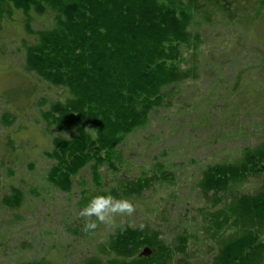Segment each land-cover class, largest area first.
Returning <instances> with one entry per match:
<instances>
[{"label": "rangeland", "instance_id": "1", "mask_svg": "<svg viewBox=\"0 0 264 264\" xmlns=\"http://www.w3.org/2000/svg\"><path fill=\"white\" fill-rule=\"evenodd\" d=\"M254 1L238 0L243 13L232 21L218 13L209 17L211 23L196 17L199 46L182 50L186 62L191 52L201 59L198 77L171 87V104L156 108L145 126L126 137L116 171L99 165L97 181L86 166L72 177L69 191L48 182L51 160L45 151L52 137L73 132L46 127L39 114L51 101L63 100L65 89L25 68V46L34 38L25 31L22 14L0 20V264H37L39 259L44 264H81L123 224L157 228L168 242L180 232L197 230L203 212L211 210L199 192L202 171L236 161L263 134L264 0ZM52 20L49 14L35 15L32 28H48ZM258 98L263 102H256ZM142 175L151 179V187L125 197L120 182ZM18 187L24 200L19 208L7 209L2 198ZM111 187L135 211L117 216L114 225L85 231L80 209L90 196ZM262 187L264 176H259L238 184L230 194H253ZM202 233L196 231L190 241L194 264L210 262L216 253L207 250L212 244L205 245ZM144 252L151 254L148 248Z\"/></svg>", "mask_w": 264, "mask_h": 264}, {"label": "trees", "instance_id": "2", "mask_svg": "<svg viewBox=\"0 0 264 264\" xmlns=\"http://www.w3.org/2000/svg\"><path fill=\"white\" fill-rule=\"evenodd\" d=\"M241 7L238 0H0V20L21 13L34 38L25 46V68L67 94L39 111L46 127L73 132L51 138L45 151L51 160L48 182L69 191L72 177L86 166L97 181L99 165L116 171L126 137L145 126L156 108L171 104V87L198 77L201 59L191 52L186 62L182 50L199 46L196 17L211 23L209 17L218 13L232 21ZM47 14L53 17L50 27L32 28L33 16ZM262 115L259 144L201 173L199 192L211 210L203 212L196 231L203 232L197 235L205 245L212 244L207 250H216L204 264H264V187L230 194L238 184L264 176V105ZM119 187L130 197L149 189L151 179L142 175ZM111 192L116 195L114 187L105 193ZM23 200L21 189L12 188L1 204L17 209ZM196 231L168 242L157 228L123 224L81 264H194L190 241ZM144 248L151 254L142 255Z\"/></svg>", "mask_w": 264, "mask_h": 264}, {"label": "clouds", "instance_id": "3", "mask_svg": "<svg viewBox=\"0 0 264 264\" xmlns=\"http://www.w3.org/2000/svg\"><path fill=\"white\" fill-rule=\"evenodd\" d=\"M135 205L127 198L111 193H96L90 196L78 215L84 218L85 231L97 229L99 224L114 225L117 216L132 215ZM95 219H91V218Z\"/></svg>", "mask_w": 264, "mask_h": 264}, {"label": "water", "instance_id": "4", "mask_svg": "<svg viewBox=\"0 0 264 264\" xmlns=\"http://www.w3.org/2000/svg\"><path fill=\"white\" fill-rule=\"evenodd\" d=\"M148 251H149V250H148ZM148 253H149V252H148ZM148 253H147V254H148Z\"/></svg>", "mask_w": 264, "mask_h": 264}]
</instances>
